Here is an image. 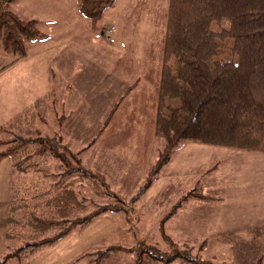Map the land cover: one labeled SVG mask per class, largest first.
Returning <instances> with one entry per match:
<instances>
[{
	"label": "rangeland",
	"instance_id": "rangeland-1",
	"mask_svg": "<svg viewBox=\"0 0 264 264\" xmlns=\"http://www.w3.org/2000/svg\"><path fill=\"white\" fill-rule=\"evenodd\" d=\"M167 5L168 0H115L93 25L76 0L8 3L23 19H37L49 37L29 40L27 55L9 66L2 87L13 90L6 95L1 89L0 103L7 99L27 111L19 121L11 119L7 106L4 128L25 137L38 128L60 135L68 150L78 152L83 167L97 174L74 183L88 210L118 200L126 209L104 213L52 244L13 257L10 264H134L143 243L183 252L169 264H189L194 257L212 264L258 259L264 264V152L180 142L151 186L139 193L164 143L154 123ZM12 58L0 51V66ZM37 161L36 169L19 173L9 167L8 157H0V189L1 182H11V198L20 197L44 213L47 191L65 179L58 160ZM192 188L208 198L187 201L169 218L164 232L175 244L168 243L159 221ZM32 237L18 229L0 255ZM108 247L114 248L111 254L98 260Z\"/></svg>",
	"mask_w": 264,
	"mask_h": 264
},
{
	"label": "trees",
	"instance_id": "trees-1",
	"mask_svg": "<svg viewBox=\"0 0 264 264\" xmlns=\"http://www.w3.org/2000/svg\"><path fill=\"white\" fill-rule=\"evenodd\" d=\"M11 1L0 0V51L13 55L0 71L27 55L29 40L46 36L37 19H23L9 9ZM114 1L76 3L95 25ZM3 132L6 136L0 137V157H9L19 173L36 169L37 158L46 162L53 157L62 166L65 181L47 191L44 213L20 197L9 200L5 240H14L18 229L28 230L33 237L0 255V264H10L15 256L52 244L104 213L126 211L120 200L88 210L74 183L78 178L92 180L97 174L83 167L78 152L68 150L60 135L35 129L34 135L25 137L0 128V134ZM154 133L164 143L139 193L151 186L180 142L264 152V0H168ZM197 189L183 193L161 217L159 231L168 243L175 244L164 232L165 222L187 201L208 198ZM21 209L27 212L17 215ZM113 249L102 250L98 260L106 259ZM135 254L134 264H169L184 256L180 250L169 253L150 243L140 245ZM188 263L212 264L198 257L188 259Z\"/></svg>",
	"mask_w": 264,
	"mask_h": 264
},
{
	"label": "crops",
	"instance_id": "crops-1",
	"mask_svg": "<svg viewBox=\"0 0 264 264\" xmlns=\"http://www.w3.org/2000/svg\"><path fill=\"white\" fill-rule=\"evenodd\" d=\"M76 6H77V3H76ZM48 37H49V35L46 34V36L43 37V39L42 38H37V39H34V40L40 41V40H44L46 38L48 39ZM8 71H9V67L6 68V69H4V70H2V71H0V90L2 89L3 92H5L6 95L10 91L13 90V89H11L9 87H7V88L2 87V85L5 84V82H8V76L10 75L8 73ZM10 85H11V83H10ZM130 88H131V85L126 88V90L124 92V95L128 93V91H129ZM51 94H52V92H51ZM52 101H53V94H52ZM12 104H13L12 101H8L7 99L4 101V104L2 102L0 103V128H4V125L6 123V122L3 123L4 120H5V119H3V114L4 115L5 114L7 115V110H8L7 106L10 107L11 119L19 118V121H20L23 118V114L27 111V107L26 106H23L22 105L20 107H13ZM28 107H30L29 108L30 110L32 109V105L30 103L28 104ZM30 116L33 117V115L31 114V115H29L28 118H31ZM108 117H107V120H108ZM106 121H105V123H106ZM38 129H41V128H38ZM196 144H199V143H196ZM82 150H84V149H82ZM8 165L12 169H14L10 158H9ZM2 183H3V187L0 189V250H3L4 247H5L4 245L6 244V240L4 238V233H5V229H6V226H7V215H8V210H9V200L11 199V195H12L11 194V190L13 188V185H12L11 182L3 181V182H1V185H2ZM193 200H198V198L191 199L188 202L193 201ZM188 202H186V203H188ZM184 204H183V206H184ZM183 206L178 209V211L171 217L170 220L174 219V217H176V215H178L180 213V211L183 209ZM110 215H113V214H110ZM170 220L168 219L166 221V223H165V230H167V231H168V226H169L168 222ZM222 230L228 231V230H232V228H231V226H223L222 227Z\"/></svg>",
	"mask_w": 264,
	"mask_h": 264
}]
</instances>
